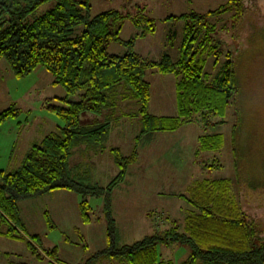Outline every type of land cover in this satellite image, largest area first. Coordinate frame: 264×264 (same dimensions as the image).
I'll return each instance as SVG.
<instances>
[{
  "label": "trees",
  "instance_id": "obj_1",
  "mask_svg": "<svg viewBox=\"0 0 264 264\" xmlns=\"http://www.w3.org/2000/svg\"><path fill=\"white\" fill-rule=\"evenodd\" d=\"M47 1L0 0V61L6 58L17 78L43 66L53 84L66 90L64 98L55 99L68 105L52 104L53 99H48L46 108L63 126L33 143L17 169H0V236L26 237L22 200L65 190L81 195L84 225L94 220L87 197H103L109 248L99 254L118 258L123 264H176L155 256L157 244L188 246L189 256L180 264H264V0H229L205 15L193 11L167 16L164 22L184 23L180 55L174 60L166 54L157 61L135 50L138 39L157 30L158 21L145 8L136 6L134 12L112 9L92 16L91 0H56L52 9L27 20ZM128 21L137 32L123 40L120 35ZM79 26L82 30L77 33ZM229 39L233 50H227ZM112 42H119L127 52L110 53ZM222 57L226 60L217 69ZM210 58L213 71L206 70ZM149 71L176 76V116L149 113ZM75 97L78 100L73 101ZM130 97L137 101L136 114L141 117L136 142L145 135L176 131L196 122L204 132L195 155H212L209 162H198L208 170L224 168L220 154L225 135L209 131L226 124L233 109L237 123L230 143L236 179L195 181L185 194L177 195L189 206L182 217H166L168 225L155 229L163 219L149 214L156 223L155 232L117 249L112 192L125 182L127 167L137 163L139 154L135 150L124 157L121 149L111 148L118 174L106 186L82 183L71 157L82 144H103L116 116L110 111ZM19 114L15 105L2 111L0 126ZM85 114L95 116L86 127L81 126ZM29 245L39 259L44 257ZM49 254L55 257L56 251Z\"/></svg>",
  "mask_w": 264,
  "mask_h": 264
},
{
  "label": "rangeland",
  "instance_id": "obj_2",
  "mask_svg": "<svg viewBox=\"0 0 264 264\" xmlns=\"http://www.w3.org/2000/svg\"><path fill=\"white\" fill-rule=\"evenodd\" d=\"M228 1L91 0V15L95 16L112 9L134 12L136 6L145 8L146 12L158 21L157 30L154 35L137 40L136 52L156 61L166 54L177 60L183 40L184 23L183 21L164 22L163 20L169 15H181L193 11L205 15L209 11L220 8ZM55 4L56 0L45 2L31 13L27 20L33 21L52 9ZM81 30L82 26H79L76 32L80 33ZM136 32V28L128 21L121 32V39L129 40ZM222 34L224 35L225 32ZM230 42V39L226 42L227 50H233V44ZM223 48L226 46L224 45ZM109 52L121 55L125 54L127 49L119 42H112ZM225 60L224 57L221 58L217 69ZM212 62L214 61L210 58L206 67L207 71H213ZM146 78L153 85L149 113L164 112L168 114L165 116H176L175 86L171 80L163 79L161 83H157L150 72L147 73ZM65 96V88L62 85H54L52 75L43 66L37 68L29 76L17 78L8 60L3 58L0 61V113L13 105L21 110L16 120L0 126V169H17L30 146L34 142H40L41 134L50 133L58 126H63L60 118L50 112L45 104L48 99H53L52 104L67 107L66 103L55 99ZM74 100H78V97ZM138 110L139 107L130 97L124 103L119 102L118 106L110 111L116 115L125 113L126 116L119 122L115 119L116 116L111 121L104 156L89 161L85 153L90 154L92 150H87L85 146L78 148L73 156L74 159L79 158L83 163V166L76 172L82 178V183L105 186L118 174L112 158H109V155H112L111 147L121 149L124 157L131 156L135 150L139 154L137 163L127 167L125 182L112 192L117 249L124 245H133L151 236L155 229L163 228V223L159 222L156 225L150 216L145 215L147 210H153L156 216L165 215L173 218L184 215V209L189 207L187 203L178 197L170 200L175 196H167L168 194H185L187 186L197 180L236 179L232 166V144L230 143L233 127L237 123L233 109L230 113L228 112L226 124L209 131L211 133L222 132L226 138V145L220 154L224 168L215 170L200 169L196 166L198 162H209L212 158V155L206 152L195 155V159H198L197 163H191L183 170L169 159L168 153L174 146L181 147L186 153L190 152L191 143L204 132L200 124L194 122L176 131L154 132L156 133L155 143L147 145L148 143L145 142L154 134L149 137L145 135L136 142L142 128L141 117L135 115ZM94 117L93 114L83 115L81 126L90 125ZM74 164H71L72 167ZM190 167L194 169L193 172L187 171ZM157 191L163 192L164 195H157ZM81 200V195L65 190L55 191L38 199L22 200L20 202L21 216L27 235L25 238L16 239L0 236V264H123L118 258L99 254L109 248L108 224L103 217L105 215L103 197H87L94 219L88 225L82 223L80 216ZM123 207L127 209V214L123 212ZM29 242L39 252H43L44 257L39 259ZM52 250L56 251L55 257L49 254ZM189 253L188 246L179 244L168 246L157 244L155 249V256L159 260L172 261L176 264L187 260Z\"/></svg>",
  "mask_w": 264,
  "mask_h": 264
},
{
  "label": "crops",
  "instance_id": "obj_3",
  "mask_svg": "<svg viewBox=\"0 0 264 264\" xmlns=\"http://www.w3.org/2000/svg\"><path fill=\"white\" fill-rule=\"evenodd\" d=\"M150 72V74H151V76H153V78L154 79H156V81H157V83H161V81H163V79H168V80H171V82H172V84L175 86V88H174V90H175V99H176V110H177V114H178V98H177V93H176V83H177V78H176V76H174L173 74H170V75H163V74H160V73H158V72H156V71H149ZM173 76V77H172ZM150 84H151V87L153 86L152 85V83L150 82ZM152 90H151V100H152ZM125 102V101H124ZM124 102H122V103H124ZM134 102L136 103V105L138 106V103H137V101H135L134 100ZM151 103L152 102H150V105H151ZM150 109V108H149ZM177 114H175V115H177ZM135 115L137 116V114L135 113ZM152 115H155V116H165V115H168V114H165L164 112H156V114H152ZM126 116V114L125 113H123V114H117L116 115V118L115 119H118V122L120 121V120H122L124 117ZM166 117H169V116H166ZM94 120V119H93ZM28 122V121H27ZM141 123V122H140ZM27 124V123H26ZM190 124H192V123H190ZM196 124H198V123H196ZM21 125V122L19 123V126ZM11 130H13V128H11ZM47 134H49V133H47ZM47 134H41V139L39 140V141H41V140H43V138L47 135ZM156 134V133H155ZM155 134L153 135V136H151V137H149V139L145 142V143H148L147 145H150V144H154L155 142ZM109 135V134H108ZM107 138H108V136H107ZM107 138L103 141V146L105 147V146H107ZM34 143H37V142H34ZM198 144H199V136H197L196 137V139L194 140V142H192L191 143V150H190V152L189 153H186L183 149H181V147H177V146H174V147H172L171 148V151L168 153V155H169V159L171 160V162L174 164V165H176L179 169H184V168H188L189 166H190V164L191 163H193V164H195V163H197V161H196V159H195V153H196V151H197V149H198ZM102 145H99L98 147L95 145V144H93V145H90V143L89 144H82V145H80V146H78L77 148H75L74 149V153H77L76 151L78 150V148H81V146H85V148L87 149V150H92V153H90V154H87V153H85V156H86V158L87 159H89V161H92L93 160V158H97V157H99V156H104V153H106V151H104V149L102 150L100 147H102ZM179 145V144H178ZM31 147V146H30ZM14 148H16V147H14ZM111 148H113V147H111ZM111 148H110V150H111ZM30 149V148H29ZM94 149V150H93ZM28 152V151H27ZM26 152V153H27ZM74 153H73V155H72V157H71V160L72 159H74L73 158V156H74ZM109 158L111 159L112 158V160H113V163H114V166H115V168H117L116 167V164H115V161H114V157H113V155H109ZM78 160H76V159H74V161L73 162H75V164L73 163V162H71V164H74V166H73V169L77 172L78 170V168H80L81 166H83V163L81 162V160L79 159V158H77ZM138 160H139V157H138ZM22 161V160H21ZM76 161H78L77 162V164H76ZM196 166H198V168H202L203 169V167H202V165H200L199 163L196 165ZM201 166V167H200ZM117 170H118V168H117ZM187 171H191V172H193L194 171V169L193 168H191L190 167V169H188ZM111 181V180H110ZM109 181V182H110ZM108 182V183H109ZM108 183L106 184V185H108ZM191 184H193V183H191ZM191 184H189L188 186H187V190H188V188L190 187V185ZM105 185V186H106ZM164 195L163 194V192H159V191H157V195ZM175 196V197H173V198H171L170 200H175L174 198H177L178 196L177 195H179V194H168L167 196ZM166 198H169V197H166ZM178 198H180V197H178ZM180 199H182V198H180ZM168 200V199H167ZM183 200V199H182ZM77 201V200H76ZM113 208H114V204H113ZM122 210H123V212L124 213H126L127 214V209L126 208H122ZM131 210H132V208H131ZM185 210V209H184ZM155 214L154 212H153V210H147L146 212H145V215L148 217L149 216V214ZM163 220V226H167L168 225V223H167V221L165 220V218H166V216L164 215H161L160 216ZM167 217H170L171 219H178V217H171V216H167ZM180 218V217H179Z\"/></svg>",
  "mask_w": 264,
  "mask_h": 264
}]
</instances>
